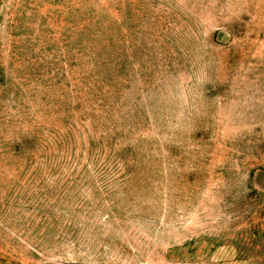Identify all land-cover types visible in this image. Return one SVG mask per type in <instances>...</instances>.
I'll list each match as a JSON object with an SVG mask.
<instances>
[{"label":"rangeland","instance_id":"1","mask_svg":"<svg viewBox=\"0 0 264 264\" xmlns=\"http://www.w3.org/2000/svg\"><path fill=\"white\" fill-rule=\"evenodd\" d=\"M0 264H264V0H0Z\"/></svg>","mask_w":264,"mask_h":264}]
</instances>
